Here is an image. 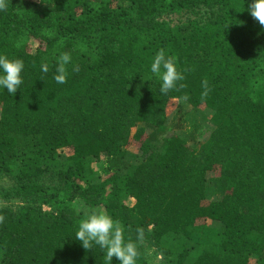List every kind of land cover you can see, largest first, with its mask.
Masks as SVG:
<instances>
[{"label":"trees","instance_id":"trees-1","mask_svg":"<svg viewBox=\"0 0 264 264\" xmlns=\"http://www.w3.org/2000/svg\"><path fill=\"white\" fill-rule=\"evenodd\" d=\"M6 3L0 54L24 69L15 95L0 89V264H109L74 240L77 202L119 223L136 264L149 250L163 264H264V28L247 0ZM160 49L184 75L167 94L150 71ZM179 100L212 112L199 150L164 137Z\"/></svg>","mask_w":264,"mask_h":264},{"label":"clouds","instance_id":"clouds-1","mask_svg":"<svg viewBox=\"0 0 264 264\" xmlns=\"http://www.w3.org/2000/svg\"><path fill=\"white\" fill-rule=\"evenodd\" d=\"M6 0H0V10H6ZM247 11L264 28V0H247ZM71 62L68 52H62L56 60L53 79L58 84L66 83V65ZM24 62L20 58L10 59L0 54V89L15 95L23 83L22 72ZM42 73L49 72L47 63L41 65ZM150 71L159 83L161 94H167L170 90L183 87L179 84L184 80L183 72L178 70L175 58L168 55L164 49H160L154 55L150 63ZM207 90V81L203 82ZM206 94V92H205ZM143 236L142 229H137V238ZM85 250L99 246L105 252L106 261L111 264L115 257L119 264H136L138 251L136 242L125 240L123 230L119 223L108 213L99 209H91L84 213L78 223L75 239Z\"/></svg>","mask_w":264,"mask_h":264},{"label":"rangeland","instance_id":"rangeland-1","mask_svg":"<svg viewBox=\"0 0 264 264\" xmlns=\"http://www.w3.org/2000/svg\"><path fill=\"white\" fill-rule=\"evenodd\" d=\"M168 115V131L164 137L176 131L186 139L192 147L198 150L213 130L211 123L212 112L209 110L196 109L184 100L173 102L168 110ZM64 152L67 153L66 151ZM125 152L126 160L129 165L134 166L138 163L139 149L137 144L130 145L125 149ZM95 169L98 172L96 177L99 181L105 180L110 175L106 160L104 159L95 164ZM0 182L8 184L7 180H0ZM218 182L215 174L209 176V185L212 188L214 196L220 193ZM129 203L133 205L134 201L130 200ZM76 208L84 213L90 211L83 202H77ZM148 257L150 264H163L162 259L155 256L152 250H149ZM251 261L254 264L256 259H252Z\"/></svg>","mask_w":264,"mask_h":264}]
</instances>
